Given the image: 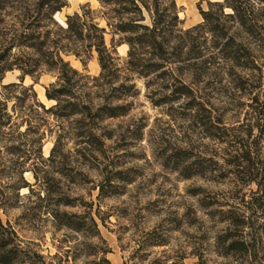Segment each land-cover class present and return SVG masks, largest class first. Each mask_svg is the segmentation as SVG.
I'll return each mask as SVG.
<instances>
[{"label": "rangeland", "instance_id": "1", "mask_svg": "<svg viewBox=\"0 0 264 264\" xmlns=\"http://www.w3.org/2000/svg\"><path fill=\"white\" fill-rule=\"evenodd\" d=\"M222 1L174 0L181 30L174 36L187 47L180 59L169 49L168 63L144 75L131 70L107 8L68 0L58 23L88 5L106 46L115 44V71L101 86L92 80L100 73L95 52L85 65L64 57L80 74L75 96L91 99L94 109L117 107L121 116L44 113L39 104L56 103L45 97L58 88L56 73L42 69L36 83L18 70L5 74L3 85H21L0 89L21 123L0 144L18 147L2 149L0 163V220L15 233V264H264V133L257 129L264 0H240L243 25L230 9L220 15L209 5ZM208 10L207 25L201 12ZM197 25L204 26L185 33ZM137 57L142 67L151 58ZM182 85L191 94L179 97ZM64 199L73 206L58 205ZM57 212H91L99 235L58 226Z\"/></svg>", "mask_w": 264, "mask_h": 264}, {"label": "trees", "instance_id": "2", "mask_svg": "<svg viewBox=\"0 0 264 264\" xmlns=\"http://www.w3.org/2000/svg\"><path fill=\"white\" fill-rule=\"evenodd\" d=\"M107 8V25L112 29L113 34L123 35L120 44H127L128 63L132 71L139 69V74L144 75L161 69L168 63L169 56L176 51V59L181 58V52L187 47L183 41L176 40L174 34L181 31L178 29L180 20L174 0H98ZM68 0H0V89L7 90L17 88L20 84L11 83L3 85L2 81L8 72L18 70L20 79L29 76L34 83L42 69L52 71L57 75V89L50 92L45 90L47 100L55 101V105L45 109L39 104L44 113L54 110L56 116H82L84 118L105 119L121 116L117 112L119 108L101 106L96 109L92 106V100H84L75 96L79 89L77 82H72L74 76L80 74L69 66L64 60L65 56H74L85 65L87 60L96 53L100 67L98 77H94L96 86L113 75L115 71V44L111 41L108 48L104 41L105 29L100 28L95 22V13L90 11L88 5L81 7V12H74L65 17L64 24L58 23L54 16L67 6ZM240 0H223L222 2L210 3L218 8V14L223 15L224 8L230 9L236 15L241 25L245 24ZM204 23L211 19L210 10L201 12ZM112 20V21H110ZM112 22V23H110ZM114 23V24H113ZM204 25H197L186 30L187 33L199 30ZM216 26L207 28V32L213 33ZM172 43L175 46L170 47ZM169 49L174 52H169ZM149 53L151 58L143 65L137 56ZM140 59L138 61V59ZM179 62V60H176ZM134 67V68H133ZM141 68V69H140ZM146 70H143V69ZM143 71V72H142ZM109 80V79H108ZM112 81L113 78H110ZM99 86H101L99 84ZM53 87V85H51ZM179 97L188 96L191 90L188 86L182 85L177 90ZM68 97L62 100V97ZM20 100L19 97L16 98ZM62 102L66 104L62 105ZM264 106V104H263ZM16 109V103L11 107L12 112ZM8 108L7 98L0 93V144L11 142L12 136L18 132L21 123L17 121ZM260 124L257 129L264 133V108L261 109ZM11 136V137H7ZM6 149L18 150V147L3 146L1 151ZM99 196L102 190L99 188ZM58 205L73 206V202L64 199ZM103 222L102 218H98ZM54 220L60 227L73 231L94 230L99 235L98 225L92 217L91 212L85 216L75 214L56 213ZM91 231V230H90ZM15 233L10 227L2 225L0 220V264H15L17 262L18 245L11 239ZM237 242L231 244V249H237ZM237 247V248H236ZM107 252H102L105 255ZM104 262H107L103 258ZM40 264H45L43 261Z\"/></svg>", "mask_w": 264, "mask_h": 264}, {"label": "water", "instance_id": "3", "mask_svg": "<svg viewBox=\"0 0 264 264\" xmlns=\"http://www.w3.org/2000/svg\"><path fill=\"white\" fill-rule=\"evenodd\" d=\"M54 19H55V17H54Z\"/></svg>", "mask_w": 264, "mask_h": 264}, {"label": "bare ground", "instance_id": "4", "mask_svg": "<svg viewBox=\"0 0 264 264\" xmlns=\"http://www.w3.org/2000/svg\"><path fill=\"white\" fill-rule=\"evenodd\" d=\"M44 97V96H43Z\"/></svg>", "mask_w": 264, "mask_h": 264}]
</instances>
